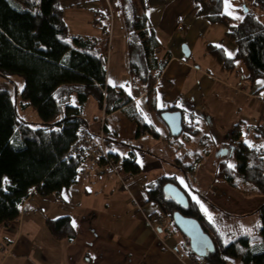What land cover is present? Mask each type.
Here are the masks:
<instances>
[{"label":"crops","instance_id":"1","mask_svg":"<svg viewBox=\"0 0 264 264\" xmlns=\"http://www.w3.org/2000/svg\"><path fill=\"white\" fill-rule=\"evenodd\" d=\"M163 2L147 13L160 46L157 54L167 60L154 85L157 107L174 106L176 110L173 112H179L183 118L189 110L197 119L186 121L193 122L199 132L198 118L204 117V130L209 129L224 142L230 141V131L239 125L241 141L252 148L264 146L251 130L264 112V87L256 83L264 80V76L250 81V73L241 61L236 60L234 66L226 70L208 53L209 46H219L224 53L227 50L234 57L237 48L226 37L224 25L210 23L196 15L194 0ZM231 3L234 14L244 19L246 1L231 0ZM59 6L71 36L102 37V31L92 23L94 11H101L111 19L107 28L105 85L117 94L124 91L132 101L107 114L89 98L82 107L81 116L87 122L93 140L103 137L106 127L114 133L112 139L130 142V146L111 142L106 148L122 157L132 152L141 171L137 175L123 172L120 176L124 187L110 169L100 162L91 163L87 154L85 164L70 187L59 195L43 197L32 193L23 202L18 219L0 225V264H191L182 235L172 232L158 205L148 202L146 186L162 176L175 178L192 197L194 188L204 186V195L195 191L201 193L203 206L208 212L212 213L216 208L243 223L256 224L254 212L264 204V194H258L250 183L229 185L214 178L213 173L206 181L199 175L191 178L202 162L191 158L204 156V149L197 154L192 151L190 157L188 151L192 149V143L188 142L187 146L186 141L169 137L168 127L155 113L147 112L145 87L133 81L128 71L127 40L122 20L111 13L108 1L60 0ZM252 11L264 26V9ZM114 15L121 22L115 23ZM242 20L232 19L236 24ZM178 27L182 30L179 31ZM182 45L187 46L188 57L182 53ZM110 79L116 86L109 84ZM93 107L97 109L96 114L92 113L95 115L91 114ZM135 107L145 116L146 123L154 125L159 132L158 138L142 131L136 138L138 127L132 119ZM186 140L197 141L193 136ZM131 146L135 149L132 150ZM187 148L186 153L184 149ZM181 151L183 156L195 162L186 175L183 173L185 184L180 183L182 176L174 172L177 170L174 163L180 160L177 156ZM206 153L207 150L205 155L212 156V152ZM62 217H68L71 225L76 222L77 227H72L75 233L72 240L55 239L47 227V221ZM158 217L164 220L163 228L157 225ZM199 264L207 263L201 260Z\"/></svg>","mask_w":264,"mask_h":264},{"label":"trees","instance_id":"2","mask_svg":"<svg viewBox=\"0 0 264 264\" xmlns=\"http://www.w3.org/2000/svg\"><path fill=\"white\" fill-rule=\"evenodd\" d=\"M12 1L15 4L11 0H0V77L22 78L21 105L32 107L39 121L31 123L21 119L11 94L5 90L0 91V225L17 220L23 202L32 193L43 197L59 195L75 182L86 162L89 148L78 149L73 155L69 151L77 143L81 127L87 125L81 113L89 98L94 99L97 106L104 108L107 114L132 101L124 91L117 94L113 88L105 85L108 25L104 26L100 22L102 37L99 39L71 36L63 20L60 0ZM107 1L111 13L122 20L127 40L128 71L133 81L145 87L147 112L155 113L166 125L162 119L163 113L173 112L176 108L157 107L154 85L167 60L157 54L160 46L147 18L151 8L161 6L164 2ZM245 1L247 12L238 24L222 14V0H194V9L198 17L224 25L226 37L237 48L231 59L216 46H209L208 53L226 70L231 69L236 60L241 61L250 73L248 79L255 81L264 76V26L252 10L264 9V0ZM96 15L103 19L106 17L101 11H94V25L99 22ZM134 109L132 119L138 127L136 138L140 135L139 131L158 138L159 132L154 125L146 123L138 107ZM251 130L257 139L264 142V112ZM198 133L196 125L187 122L182 114L181 131L172 134L167 129L168 136L172 138H190ZM241 135L240 126H233L229 133L228 154L218 158L214 166V178L222 179L232 186L240 182L250 183L258 194H264V147H250L240 140ZM111 136L114 133L104 127L103 140L106 146L110 147L111 142L130 146V142L117 141ZM109 156L120 166V171L130 175L140 173L141 168L132 152L122 157L110 151ZM100 163L105 165L102 161ZM177 163L185 175L193 166L181 160L174 165ZM229 164L235 167L229 168ZM5 177L7 184L3 183ZM167 183L176 185L184 192L188 199L187 208H181L163 192ZM192 191L199 204L175 178L162 176L147 185L145 192L148 202L158 205L164 218L178 233L172 221L174 213L198 221L213 243V250L207 252L203 259L200 258L207 264L237 261L243 264H264V204L254 212L257 223L255 226L253 224L252 232L255 230L254 234L259 233L261 239L259 244H254L251 229L235 223L237 228L233 226L232 230L226 225L231 220L240 222L239 218H233L216 208L212 213L204 207L202 209L203 198L195 190ZM47 227L57 240L74 238L75 233L68 217L49 220ZM182 238L188 254L195 255L188 239L184 236Z\"/></svg>","mask_w":264,"mask_h":264},{"label":"rangeland","instance_id":"3","mask_svg":"<svg viewBox=\"0 0 264 264\" xmlns=\"http://www.w3.org/2000/svg\"><path fill=\"white\" fill-rule=\"evenodd\" d=\"M11 3L15 4L12 0H11ZM106 17L101 18L100 16L96 15V19L97 21L99 20V22L96 23L95 25V28L96 29H99L100 27V22L106 26V25H109L110 22H111V19L108 15L104 14ZM114 21L116 23V21L118 22H121L120 18L119 17H116V15H114ZM97 26V27H96ZM117 26L115 27L116 29V32H117ZM86 27V25L84 26ZM94 27V26H93ZM87 28V27H86ZM71 31V30H70ZM81 31H85V30H81ZM97 32H100V31H97ZM85 33V32H83ZM117 34V33H116ZM105 38H106V35H104ZM104 38V40H105ZM101 46V44H100ZM22 86H23V80L21 77H18V76H11L7 79L5 78H2L0 77V91H7L11 94L13 100L16 102V105H17V110H18V114H19V117L25 121H28V122H33V123H36L39 121V118L35 112V110L30 107V106H22L21 105V97H20V94H21V89H22ZM91 102H93V104H95L94 100L93 99H90ZM75 103V102H74ZM87 111L89 112V110L87 109ZM97 113V109L96 107H93L91 108V114L92 113ZM191 112L189 110H186V114L184 115V119L188 120V119H197L195 116H193L192 114H190ZM95 114H92V115H95ZM200 127H201V130L198 134H195L193 135V137L196 138L197 141L195 140H186L187 137H184L183 139V136H179L177 139L178 141H183L185 143H187V146L189 145L188 142H191L192 143V146L190 148V151H188V155L191 157V154H193V152L195 154L197 153H200L201 149L203 148V152H204V156L201 155L202 157L199 158V156H192L191 160L193 159L195 162L197 160H202V162L200 163V167L197 168V171H195L194 173L191 174V178H195L196 175H199V176H203L205 178V181L207 179L210 178V176L212 175V173H214V166L215 164H217L218 162V158L220 157H223V156H226L228 153V149H229V145H230V141L228 140V142H224L225 140L222 141V139H220L219 137H217L213 132H211L209 129L208 130H204V117L200 116ZM207 135V136H206ZM227 139V138H225ZM245 140V139H244ZM224 142V144H222ZM226 143V144H225ZM185 152L187 153L186 150H189L188 148L187 149H184ZM207 150V153L206 154H209L210 152H212V156L211 157H208V155H205V151ZM226 151L225 155H221V152L222 151ZM193 151V152H192ZM202 152V153H203ZM179 157L178 159H180L183 163L185 164H191L192 165H195V162H192L189 158L183 156V152L181 151V153L178 154ZM227 160H231L230 158H228ZM178 166V167H177ZM175 168H177L176 171H174L176 174H180V177L182 176V178L180 179L183 180V183L185 184V180H184V174H183V171L181 169H179V164L177 163ZM120 175L123 174L122 171L119 172ZM200 173V174H199ZM189 176V174H188ZM122 177V176H121ZM189 182H190V177H189ZM204 184H206V182H204ZM209 184V183H208ZM191 185V184H190ZM207 185V184H206ZM196 191L198 192H201L202 195H204V186H200V187H196L194 188ZM190 193V192H189ZM193 193V192H191ZM200 193V194H201ZM227 204H232V203H227ZM208 209L210 210L209 206H208ZM235 223H237L236 225H239V226H242L243 228H248L249 230L251 229V236H253V243H260L261 239H260V236H259V233L257 234H254V232H256L255 230L252 232L253 230V223H249V224H246L245 222L243 223L242 221L240 222H237V221H230V222H227L226 225H229L232 230L234 229V227L237 228V226L235 225ZM166 224H167V227L169 229H171L172 232H175L173 226L171 223H169L168 221H166ZM234 224V225H232ZM164 226V220H163V224H162V228ZM234 226V227H233ZM255 226V224H254ZM254 234V235H253ZM229 264H243L242 262L240 261H237L235 263H229Z\"/></svg>","mask_w":264,"mask_h":264},{"label":"water","instance_id":"4","mask_svg":"<svg viewBox=\"0 0 264 264\" xmlns=\"http://www.w3.org/2000/svg\"><path fill=\"white\" fill-rule=\"evenodd\" d=\"M182 53L185 57L189 56L186 45H182ZM162 119L172 134H178L181 131V115L179 112H165L162 115ZM225 153L226 151L223 150L221 155H225ZM163 192L181 208L188 207L186 195L176 185L171 183L165 184ZM172 221L179 233L188 239L190 248L197 257L203 259L207 252L213 250V243L210 237L204 233L197 220L183 217L176 212L172 216Z\"/></svg>","mask_w":264,"mask_h":264},{"label":"built area","instance_id":"5","mask_svg":"<svg viewBox=\"0 0 264 264\" xmlns=\"http://www.w3.org/2000/svg\"><path fill=\"white\" fill-rule=\"evenodd\" d=\"M178 30L181 31L182 27H178ZM104 93V91H103ZM81 148H89L88 157L91 163L103 162L105 166L112 171V173L117 177L121 182L122 186L126 187L123 179L120 176V166L111 160L109 156V151L106 148L103 137L100 136L97 141L91 138V134L86 126H82L80 129V136L74 145H72L69 154L73 155L74 152ZM139 208V207H138ZM146 219V218H145ZM148 225L151 226V223L146 219ZM163 219L158 217L157 225L159 228H162ZM191 264H199L201 259L196 255H190L189 257Z\"/></svg>","mask_w":264,"mask_h":264},{"label":"snow or ice","instance_id":"6","mask_svg":"<svg viewBox=\"0 0 264 264\" xmlns=\"http://www.w3.org/2000/svg\"><path fill=\"white\" fill-rule=\"evenodd\" d=\"M37 2H39V0H37ZM222 3H223V9H224L223 10V13H222L223 15L230 16L232 19H238V20H242L243 19L242 17L234 14L235 10H234V8L232 6L231 0H222ZM225 54L228 56L229 59H231L233 57V53L228 52L227 50H226ZM256 83H257V85H259L261 87H264V80H258V81H256ZM109 84H113V82L111 81V79L109 80ZM113 86H116V85L113 84ZM119 87H124V85H119ZM262 94H264V93H262ZM262 147H264V146H262ZM138 163H139V161H138ZM228 167L229 168H234L235 166L232 165V164H229ZM3 183L4 184H7L8 183V180H7L6 177L3 179ZM180 183L183 184V180H181ZM192 198H193V200L196 201V203H198V204L200 203L199 200H197V198L195 196H193ZM203 207L204 206L201 205V208L202 209H203ZM72 227L73 228L77 227L75 221L72 222Z\"/></svg>","mask_w":264,"mask_h":264}]
</instances>
